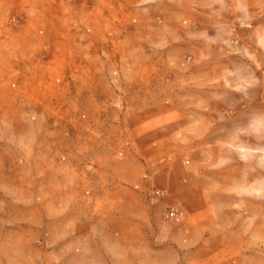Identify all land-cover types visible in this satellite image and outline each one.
<instances>
[{
  "label": "rangeland",
  "instance_id": "374dc122",
  "mask_svg": "<svg viewBox=\"0 0 264 264\" xmlns=\"http://www.w3.org/2000/svg\"><path fill=\"white\" fill-rule=\"evenodd\" d=\"M59 2L63 28L54 31L41 0L3 4L9 25L36 30L15 37L31 60L3 81L6 101L15 93L25 104L2 125L8 132L19 123L21 141L2 140L15 149L0 158V264H264V0ZM23 6L33 7L29 20ZM109 23L117 26L105 30ZM26 72L32 76L23 79ZM120 96L160 106L98 102ZM154 117L162 123L158 144L149 132ZM139 123L140 140L124 136ZM192 126L211 140L188 141ZM219 156L220 169L212 167ZM203 161L205 181L225 185L210 200L229 229L207 241L184 233L193 203L180 187ZM109 173L149 188L117 191L113 201L101 186ZM251 179L259 236L244 247L232 232L243 198L235 188ZM148 206L158 229L149 241L116 219L137 220ZM173 209L178 219L168 216Z\"/></svg>",
  "mask_w": 264,
  "mask_h": 264
},
{
  "label": "crops",
  "instance_id": "0c3cea01",
  "mask_svg": "<svg viewBox=\"0 0 264 264\" xmlns=\"http://www.w3.org/2000/svg\"><path fill=\"white\" fill-rule=\"evenodd\" d=\"M22 0H0V158L6 156V153H10V150L13 151L15 148L11 146H7L6 144L3 145L2 140H9L11 143L17 145V141L20 140V128H19V123L17 124H9L10 127L15 126L14 130L8 129V132H6V129L2 127L3 123H5V115L6 114H16L23 110V108H17V104L20 103L21 105L25 104V99L21 100L20 102L17 101L16 99V94L14 93V97L10 101H6V96H4L3 91V81L6 79V75H8L7 80L12 79L13 76L10 74L14 67L17 66L18 64H24L28 65L31 58L29 57L27 53V46L26 44L21 43V45L17 44L14 42L15 37L19 34H23L24 32H27L29 30H36L32 29L29 24L23 23L17 25L16 28L12 27L11 24L9 25L7 22V14L2 11L3 4L6 2H21ZM26 2V1H25ZM43 4L47 6V9L42 12L43 17H45V22L48 23L46 26V30L48 31H54L56 29L63 28L60 24L62 17H60V10L54 9L57 7H60V2L59 0H41ZM19 10H21V14L23 17L28 20L30 19L31 15L33 14V7L27 8L25 6L20 7ZM58 18L59 21H56L54 18L55 15ZM110 26L105 25V30H113L115 26L114 23H109ZM112 26V27H111ZM119 30L123 31L124 28H119ZM47 35V34H46ZM50 32H48V38L50 37ZM121 46L125 47L126 43L123 40L121 42ZM17 44V45H16ZM97 57V56H95ZM252 60L257 61L256 59L252 58ZM26 67V66H25ZM26 71V70H25ZM24 71V72H25ZM258 70H255L253 73V77H256L258 74ZM261 73V72H260ZM262 74V73H261ZM31 77L32 74L30 73H24L23 79L26 77ZM97 77V76H96ZM94 91V90H93ZM125 92L122 91V94ZM10 94V93H9ZM95 94L97 95V92L95 91ZM112 94L114 95L115 92L113 91ZM11 95V94H10ZM92 95H94L92 93ZM95 95V96H96ZM10 97V96H9ZM12 97V95H11ZM98 101V100H97ZM101 104H109L110 106H115V105H121L125 109H130L131 105L133 107L136 105V109H143L146 107L149 108H154L156 109L160 105L155 103V102H142L140 103H130V101L127 100L126 97L120 96V100H117V98L113 100H106V101H98ZM135 104V105H134ZM149 123V125L152 126V130H150V135L152 136V140L154 143H160L161 142V131H162V123L160 118L154 117ZM239 124V123H238ZM114 125V124H112ZM143 125V123L141 124ZM192 126V130H188L187 134V140L191 141L192 143L199 142L201 141L202 143H205L207 140H211L210 136L212 134H207V133H199L194 130ZM128 131H125L124 136L128 137V139L131 138L140 140L142 130L145 128V125L140 127V123L136 128L129 129ZM13 132L11 136L8 138V133ZM124 132V131H123ZM15 133L17 136H15ZM110 133V131H109ZM171 136V135H169ZM110 135L107 137L109 138ZM210 138V139H209ZM21 141V140H20ZM138 154V153H137ZM135 154L133 155L132 158L140 159L141 155L140 154ZM219 161L217 160V164L212 166L216 167L218 169L222 168L225 166L226 161L225 159H221L219 156ZM217 158V159H218ZM141 161H139L140 163ZM208 166V165H207ZM237 167V166H236ZM224 170V169H223ZM5 173H8L12 175V172L8 171H3ZM205 164L204 161L202 162V169L200 173L197 172H192L190 179L184 184L181 185V189L185 190V195L191 200L193 204H190V207L188 210H186L185 213V218H184V233L185 234H192V232L195 230L197 233V237H200L204 241L210 240L211 238H221L225 234L227 235L229 229L223 225V223L220 221V219H215V216L213 215V204L210 200L211 195L213 194L212 190L215 189H223L225 188V185L221 184H215V183H210L205 181ZM107 180L102 183V189L106 190L109 195H111V200H117L115 195L117 194V191H124V190H134L135 188L143 190V189H148L149 187L147 186V181L142 180L141 182H138L136 185L130 184L125 181H119L117 177L114 174H107ZM109 179V180H108ZM238 187L235 189H238L240 191V194L243 195V198H241L238 202L235 203V207L238 208L236 211V215H238V218L235 219V223L233 225L232 232L235 237L239 238L242 240V243L244 247H247L253 243V239H256L259 234L260 236L264 237V229L260 228L259 233V228H258V221L257 219H254L252 216V207H256L258 205V199H257V183L256 181H253L252 179L245 183L244 185L239 184L237 185ZM167 190H174V187H168ZM159 191V190H158ZM243 191V194H242ZM182 194V193H181ZM171 195V194H170ZM155 196V195H154ZM142 198V196H141ZM187 198V199H188ZM199 201H203L202 205L199 206ZM249 205L250 208H245V212L241 211L242 206ZM179 211V210H178ZM248 213L247 215H245ZM116 219H119L121 221H131V226L129 228V232L133 233L134 235H138L139 237H142L144 239L150 238L151 231L156 234L158 229L155 224L156 222V217L155 214L151 212V207L148 206L145 209V212L141 215V217L137 220L133 219L130 216H125V215H119L116 216ZM119 234L118 236L122 238L124 235L123 233H120L117 231ZM259 233V234H258ZM187 242V241H185ZM150 243V242H149ZM177 244L179 246H184V242L177 241ZM249 244V245H248Z\"/></svg>",
  "mask_w": 264,
  "mask_h": 264
},
{
  "label": "built area",
  "instance_id": "2783aa9c",
  "mask_svg": "<svg viewBox=\"0 0 264 264\" xmlns=\"http://www.w3.org/2000/svg\"><path fill=\"white\" fill-rule=\"evenodd\" d=\"M155 194L157 195V196H159L160 194H161V191H155ZM168 216L169 217H171V218H179V215H178V212L175 210V209H173L169 214H168Z\"/></svg>",
  "mask_w": 264,
  "mask_h": 264
}]
</instances>
